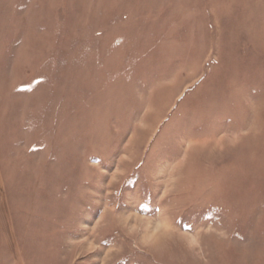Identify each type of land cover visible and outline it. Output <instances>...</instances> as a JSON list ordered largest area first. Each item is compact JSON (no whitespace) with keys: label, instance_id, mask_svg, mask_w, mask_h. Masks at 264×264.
Instances as JSON below:
<instances>
[{"label":"rangeland","instance_id":"rangeland-1","mask_svg":"<svg viewBox=\"0 0 264 264\" xmlns=\"http://www.w3.org/2000/svg\"><path fill=\"white\" fill-rule=\"evenodd\" d=\"M0 264H264V0H0Z\"/></svg>","mask_w":264,"mask_h":264}]
</instances>
